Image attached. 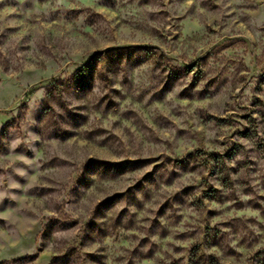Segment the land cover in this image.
<instances>
[{"label": "rangeland", "instance_id": "1", "mask_svg": "<svg viewBox=\"0 0 264 264\" xmlns=\"http://www.w3.org/2000/svg\"><path fill=\"white\" fill-rule=\"evenodd\" d=\"M0 264H264V0H0Z\"/></svg>", "mask_w": 264, "mask_h": 264}, {"label": "trees", "instance_id": "2", "mask_svg": "<svg viewBox=\"0 0 264 264\" xmlns=\"http://www.w3.org/2000/svg\"><path fill=\"white\" fill-rule=\"evenodd\" d=\"M97 58L99 59V57H96V60L76 71L73 75V81L76 85H79V87L82 88L87 85V81L93 77L99 67V61H97Z\"/></svg>", "mask_w": 264, "mask_h": 264}]
</instances>
